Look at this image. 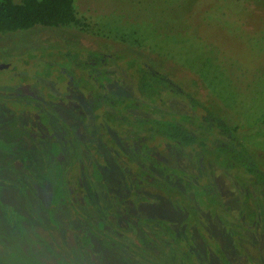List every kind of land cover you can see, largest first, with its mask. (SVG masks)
Here are the masks:
<instances>
[{
	"label": "flooded vegetation",
	"instance_id": "1",
	"mask_svg": "<svg viewBox=\"0 0 264 264\" xmlns=\"http://www.w3.org/2000/svg\"><path fill=\"white\" fill-rule=\"evenodd\" d=\"M87 40L0 49V264H264L247 132L180 66Z\"/></svg>",
	"mask_w": 264,
	"mask_h": 264
},
{
	"label": "rangeland",
	"instance_id": "2",
	"mask_svg": "<svg viewBox=\"0 0 264 264\" xmlns=\"http://www.w3.org/2000/svg\"><path fill=\"white\" fill-rule=\"evenodd\" d=\"M75 8L81 24L3 33L0 49L12 53L20 41L71 35L180 66L230 124L247 132L264 166V0H76ZM5 73L0 81L9 80ZM24 233L13 236L24 240ZM35 248L33 256L54 257L52 247Z\"/></svg>",
	"mask_w": 264,
	"mask_h": 264
},
{
	"label": "trees",
	"instance_id": "3",
	"mask_svg": "<svg viewBox=\"0 0 264 264\" xmlns=\"http://www.w3.org/2000/svg\"><path fill=\"white\" fill-rule=\"evenodd\" d=\"M75 1L22 0L18 3L15 0H0V34L30 30L37 26L79 25L82 21L77 15ZM171 125L178 133L179 125L176 123ZM184 135H186L185 131Z\"/></svg>",
	"mask_w": 264,
	"mask_h": 264
}]
</instances>
